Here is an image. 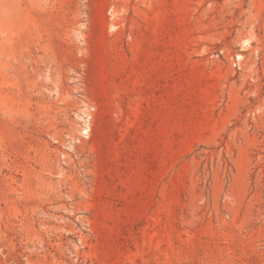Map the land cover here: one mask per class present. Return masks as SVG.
I'll use <instances>...</instances> for the list:
<instances>
[{"label": "rangeland", "instance_id": "rangeland-1", "mask_svg": "<svg viewBox=\"0 0 264 264\" xmlns=\"http://www.w3.org/2000/svg\"><path fill=\"white\" fill-rule=\"evenodd\" d=\"M0 264H264V0H0Z\"/></svg>", "mask_w": 264, "mask_h": 264}]
</instances>
